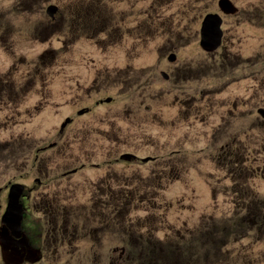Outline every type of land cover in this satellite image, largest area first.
I'll list each match as a JSON object with an SVG mask.
<instances>
[{"label":"flooded vegetation","instance_id":"af4514ba","mask_svg":"<svg viewBox=\"0 0 264 264\" xmlns=\"http://www.w3.org/2000/svg\"><path fill=\"white\" fill-rule=\"evenodd\" d=\"M244 1L259 5L255 6L256 10L244 11L240 6ZM65 2L68 11L63 17L59 6L48 5V25H44L40 33L52 39L57 32H63L65 38L57 41L62 43L67 53L65 68L70 69L69 52L76 46L113 52L114 66L109 74V69H103V60L94 61L90 70L84 66L83 70L87 71L85 78L80 76L72 81L71 76H67L69 87L65 95L69 97L73 84L77 83L76 95L82 96L83 101L80 107L77 104L73 106L71 115L63 120L59 129L61 134L70 126L77 125L79 120L84 121L81 129L85 133L96 135L95 132L105 130L104 126L113 128L116 118H104L101 113L102 107L116 104L119 84L124 85V95L128 89H135L133 94L141 89V95L156 94L151 75L145 68L139 70L134 65L130 66L131 60L137 62L133 59L135 55L125 54L130 59L124 67L117 60L121 51L147 52L153 49L166 52L160 62L159 94L164 96L165 105L168 106L170 100L174 109L178 107V128L185 123L190 124L192 130L206 125L208 137L215 140L219 130L230 129L240 132V137H243V129L253 125L264 126V55L261 52L264 48L257 50L260 44L248 43L240 35L249 27L257 32L261 41L264 40V0H193L191 11L180 12L178 6L175 7L177 12L169 11L174 0ZM223 2L228 4L227 8L223 7ZM196 3H206V8L198 10ZM50 7L56 8L52 14L48 12ZM22 15L23 12L17 13V23L22 21ZM209 18L214 19L213 29L218 27L220 34L204 45L202 30ZM1 20L4 18H0V130H7L19 124L17 119L21 118L24 106V59L17 55L22 28H2ZM183 20L188 22L187 27H184ZM57 25L64 27L57 29ZM35 30L26 32L27 37L32 36L30 40L33 43L40 41ZM14 34L17 35L16 42ZM190 49L192 59L178 58L179 51ZM56 64L57 59L53 58L49 67L34 65L28 71L31 75L29 81L39 86L40 81L47 80L43 71L54 68ZM66 73L69 74L68 71ZM105 74L112 80L115 96L105 91L109 88L104 87L106 81H102ZM81 80H85L83 85ZM49 82H52V74ZM36 94L45 101L34 104L32 111L35 114H30L31 117L37 115L41 107L47 108V101L51 98L49 92ZM52 113L49 115L51 119H57L59 114L52 116ZM126 114L127 119L136 116L130 125L140 127V116L132 109H128ZM1 115L6 117L1 118ZM9 115L12 118H8ZM167 122L165 117L162 118L159 123L161 129L166 130ZM174 124L171 123L172 126ZM114 137L120 140L119 136ZM240 137V142L235 137L224 146L225 159L231 148L243 147L244 140ZM83 139L85 142L88 140L84 136ZM14 142L7 141L9 145ZM55 146L56 143H49L36 148L31 166H25V160L21 165L23 170L14 172L11 177H6L7 172H0V264H100L99 259H104L105 254L108 264H152L157 244L153 243L151 208L150 205L147 208L135 203V179H124L119 183V173L113 171L98 177L97 182L87 178L83 183L73 180L86 168L98 170L106 164L115 168L119 164L143 166L157 163V158L122 153L100 164L83 163L55 171L39 156L40 151ZM225 148L229 149L225 151ZM76 193H89L91 198L87 203L71 205L70 196ZM125 196L126 203H120V198ZM138 211L144 212L143 218H134ZM163 251L160 246L159 254Z\"/></svg>","mask_w":264,"mask_h":264},{"label":"rangeland","instance_id":"374dc122","mask_svg":"<svg viewBox=\"0 0 264 264\" xmlns=\"http://www.w3.org/2000/svg\"><path fill=\"white\" fill-rule=\"evenodd\" d=\"M173 3V8L169 11L177 12L178 8L179 12L191 11L194 7L193 0H174ZM50 4L59 6L61 17L68 11L65 0H0V18H4L1 20L2 28H22L19 31L22 41L18 43L21 47L17 55L24 59L25 93L21 118L17 119L19 124L0 130V172H7L6 177H11L15 175L14 172L20 171L25 160L27 164L24 165L30 167L36 148L49 143H56V146L40 151L39 156L55 171H64L63 167H78L83 163L100 164L122 153H134L140 158L156 157L157 163L143 166L135 164L127 167L119 164L115 168L106 164L103 169L86 168L74 177L73 182L83 183L85 178L97 182L98 177L113 171L119 173V183L124 182V179H135V203L147 208L150 205L151 208L153 243L157 244L152 264H264V126L253 125L243 129V137H240V132L230 129L216 130L215 140L208 137L206 125L200 126L199 130H192L187 123L178 128V107L174 109L170 100L167 102L168 106L165 105L164 96L159 94V71L162 69L160 62L166 52L153 49L147 52L121 51L117 60L124 67L130 59L125 54L135 55L133 59H137V62L131 60L130 66L134 65L139 70L145 68L148 75H151L156 94L141 95L142 89L133 94L135 89L127 87V94L124 95V85L119 84V95L116 97L112 80L105 74L102 81H106L104 87H109L105 91L110 96H115L116 104L102 107L101 114L104 118L115 117V126H104L105 130L95 132V135L85 133L81 129L84 121L79 120L77 125L70 126L61 134V123L71 115L73 106L77 104L80 107L83 101L82 96L76 95L77 83L73 84L69 97L65 95L69 87L67 76L70 75L72 81L80 76L85 78L87 71L83 70L84 66L90 70L94 61L100 60L105 63L103 69H109L110 74L114 56L113 52L76 46L69 52L71 67L67 70V53L62 43L57 41L58 38L62 41L65 38L63 32H57L52 39L40 35L44 25H48L46 8ZM241 5L244 11H250L256 10L259 4L244 1ZM196 6H199L196 9L203 10L206 3H196ZM18 12H23V19L19 23L16 22ZM168 18L170 20V15ZM183 23L187 27L188 22L183 20ZM63 27L57 25V29ZM34 29L40 39L36 43L30 40L32 36H26ZM240 35L248 43L260 44L257 50L264 48V40L261 41L257 32L251 28H245V32L242 31ZM16 37L14 34V42ZM14 42L9 43L15 44ZM261 52L264 55V49ZM191 56V49L178 53L180 60L192 59ZM53 58L57 59L55 67L45 69L44 74L42 73L47 77L46 81L39 80V86L29 81L31 75L28 71L34 65L49 67ZM51 74L52 82H49ZM84 82L85 80L80 81L82 85ZM37 92H49L51 98L47 101V108L41 107L40 112L31 117L30 114H35L32 111L34 104L45 101L41 95L37 96ZM69 101H72L71 104L66 105ZM128 109L141 117L140 127L130 125L131 119L136 116L132 115L127 119ZM51 112L52 116L59 114L58 118L51 119ZM5 117L1 115V118ZM164 117L168 120L166 130L159 125ZM8 118L12 116L9 115ZM213 120L214 117L211 121ZM171 123L175 124L172 126ZM114 135L119 136L120 140H115L117 137ZM83 136L88 138L86 142ZM235 137L238 142L239 137L244 140V143L241 142L243 147L231 148V153L225 159L224 146ZM10 140L15 142L9 145L7 141ZM229 148H225V151ZM90 198L89 193H76L70 196V203H87ZM125 200L127 201V196L120 198V203H126ZM143 217L144 212L138 211L134 218ZM160 246L164 248L161 253L165 252L163 255L159 254ZM105 256L104 259H99L100 264L109 263Z\"/></svg>","mask_w":264,"mask_h":264},{"label":"water","instance_id":"95a60500","mask_svg":"<svg viewBox=\"0 0 264 264\" xmlns=\"http://www.w3.org/2000/svg\"><path fill=\"white\" fill-rule=\"evenodd\" d=\"M223 7L227 8V3L226 2H223L222 3ZM56 10L55 7H50L48 9V12L49 13H54ZM213 22H214V19H211L209 18L206 23L204 24V27H203V30H202V33H203V41L202 43L204 45H208L209 44V39H215L217 36H219L220 34V29L218 30V27H216V29H213Z\"/></svg>","mask_w":264,"mask_h":264}]
</instances>
